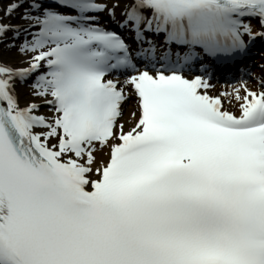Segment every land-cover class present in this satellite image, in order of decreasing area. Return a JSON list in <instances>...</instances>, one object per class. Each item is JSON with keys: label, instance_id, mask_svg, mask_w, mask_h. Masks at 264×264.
I'll return each mask as SVG.
<instances>
[{"label": "snow or ice", "instance_id": "obj_1", "mask_svg": "<svg viewBox=\"0 0 264 264\" xmlns=\"http://www.w3.org/2000/svg\"><path fill=\"white\" fill-rule=\"evenodd\" d=\"M258 38L264 0H0V264H264V77L202 63Z\"/></svg>", "mask_w": 264, "mask_h": 264}, {"label": "bare ground", "instance_id": "obj_2", "mask_svg": "<svg viewBox=\"0 0 264 264\" xmlns=\"http://www.w3.org/2000/svg\"><path fill=\"white\" fill-rule=\"evenodd\" d=\"M259 30L260 27L255 26ZM264 55V53H262ZM0 57H2L5 61H8L13 64H18L21 60L25 59V57L21 56L19 53H15L14 49H9L7 46H0ZM263 62L264 65V59L260 60ZM264 77V67L261 70H258V74H255V78L249 79L247 84H249V87L252 89H256L255 86L258 85V78ZM212 86L208 89L209 91L214 92L215 94H220L221 90L227 92L229 90L230 85H219V84H211ZM231 87H235V85H232ZM20 92V100L21 104L25 105L27 104L33 97H27L28 94H30L29 88H25L24 86H21L19 89ZM127 93H128V104L127 108L122 112V116L120 117V120L124 122L125 130L127 131L132 126H134L135 118L131 117V113L133 111L136 112L137 117L139 116L138 106L134 100V92L129 85L127 87ZM241 94H243L241 92ZM222 99H226L225 97H222ZM226 108L232 107L236 109V102L234 100H229L225 105ZM237 110V109H236ZM40 114L44 115H51L50 112V106L47 104H43L41 108L39 109ZM108 148L98 149L96 152L97 161H100V157L104 154L108 153Z\"/></svg>", "mask_w": 264, "mask_h": 264}, {"label": "rangeland", "instance_id": "obj_3", "mask_svg": "<svg viewBox=\"0 0 264 264\" xmlns=\"http://www.w3.org/2000/svg\"><path fill=\"white\" fill-rule=\"evenodd\" d=\"M15 53H18L15 49H14ZM25 88H28L27 86H24ZM27 97H30V94L27 95ZM127 104L128 102L125 104L124 106V109L127 108ZM107 154V153H106ZM104 154L103 156L100 157V160L103 159V160H107L108 159V155Z\"/></svg>", "mask_w": 264, "mask_h": 264}]
</instances>
